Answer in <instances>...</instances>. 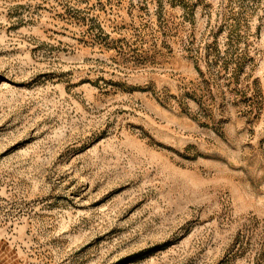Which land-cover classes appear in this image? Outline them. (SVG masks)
Here are the masks:
<instances>
[{"label": "rangeland", "instance_id": "rangeland-1", "mask_svg": "<svg viewBox=\"0 0 264 264\" xmlns=\"http://www.w3.org/2000/svg\"><path fill=\"white\" fill-rule=\"evenodd\" d=\"M0 264H264V0H0Z\"/></svg>", "mask_w": 264, "mask_h": 264}, {"label": "trees", "instance_id": "trees-1", "mask_svg": "<svg viewBox=\"0 0 264 264\" xmlns=\"http://www.w3.org/2000/svg\"><path fill=\"white\" fill-rule=\"evenodd\" d=\"M208 56H209V53H208ZM213 59H214V56H213ZM213 59L209 60V65L210 66H212L214 64H217V60L216 59L213 60ZM221 69L224 70L225 69V65ZM233 72H234V69H233Z\"/></svg>", "mask_w": 264, "mask_h": 264}]
</instances>
